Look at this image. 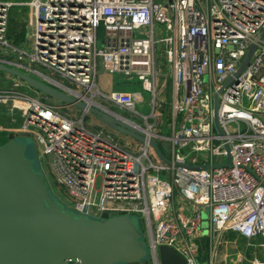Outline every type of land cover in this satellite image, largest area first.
Returning <instances> with one entry per match:
<instances>
[{"label":"built area","instance_id":"built-area-1","mask_svg":"<svg viewBox=\"0 0 264 264\" xmlns=\"http://www.w3.org/2000/svg\"><path fill=\"white\" fill-rule=\"evenodd\" d=\"M13 7L30 9V53L6 40L10 18L20 20L18 14L10 16ZM98 30L100 49L95 47ZM263 32L264 0L0 1L1 65L34 75L39 80L29 77L85 105L100 99L109 109L139 117L141 124L122 115L145 138L166 143V152L157 147L168 154L169 165L146 142L124 149L103 131L87 128L86 111L77 118L61 112L69 110L67 105L59 108L44 95H26L17 78L0 89V108L10 122L16 114L22 119L18 134L34 137L47 167L43 176L48 172L51 179L48 188L64 207L94 218H136L146 232L148 264H159V247L175 251L184 264H198L202 241L205 263L221 264L225 234L245 240V248L251 240L264 241ZM157 48L170 70L168 136L152 134L153 107L141 116L135 111L138 96L103 93L95 81L99 61L108 75L122 82L135 79L153 104ZM34 64L47 74L32 70ZM214 94L220 133L213 125ZM227 155L228 167L210 168L224 164ZM235 264H264V259L244 263L241 255Z\"/></svg>","mask_w":264,"mask_h":264},{"label":"water","instance_id":"water-1","mask_svg":"<svg viewBox=\"0 0 264 264\" xmlns=\"http://www.w3.org/2000/svg\"><path fill=\"white\" fill-rule=\"evenodd\" d=\"M252 50L253 47L235 75L245 66ZM0 72L17 78L41 95L92 114L110 130L137 142H146L157 158L169 165L168 154L161 155L157 147L166 152V143L145 138L120 113L97 103L85 105L1 64ZM212 111L213 125L220 133L216 122V94L212 97ZM25 153V144L15 141L13 134L0 137V264H66L68 260L70 264H141L148 261L135 218L122 214L94 218L64 207L51 194L43 173L34 169V160L28 159ZM228 162L227 155L224 164L210 168L228 167ZM158 258L159 264H184L183 258L168 247L158 248Z\"/></svg>","mask_w":264,"mask_h":264},{"label":"rangeland","instance_id":"rangeland-1","mask_svg":"<svg viewBox=\"0 0 264 264\" xmlns=\"http://www.w3.org/2000/svg\"><path fill=\"white\" fill-rule=\"evenodd\" d=\"M0 1H10V2H28L29 0H0ZM155 2H162V0H153ZM19 11V13H17ZM17 14L18 17L20 18V20L18 21V19L16 20L18 23L14 22L12 20V18H10L9 23H15V25H19L16 28V30L18 29H22V39H21V43L20 42H14L13 39H10L8 36H6V40L8 41L9 44L11 45H17L19 48H21L24 52L26 53H30V43L28 42L27 36L30 33V29H31V17H30V9L28 7H22V8H17V7H13L10 10V16L15 17V19L17 18ZM9 26V25H8ZM20 29V30H21ZM18 31L14 32L15 33ZM133 35L135 37H138L139 35L134 32ZM164 35V33H162V36ZM102 40H103V34L101 32V30H98L96 32V39H95V47L96 49H100L102 46ZM3 50L0 48V57H4V55H2ZM14 59V58H12ZM30 68L32 70H35L39 73L42 74H47V71L34 64V65H30ZM156 90H155V97L153 99V104H152V99L150 94L142 91L138 85V83L136 82L135 79H132L130 82H121V85L112 91H120V92H130L132 93L134 96H138V102L136 103L135 106V111L137 114L141 115V116H146L149 114L150 112V108L153 107L154 108V115H155V124H153L152 126V134H156V135H161V136H168L170 134V128H169V123L171 121V108H170V70L167 64H165L164 58L161 55L159 48H157L156 51ZM20 72H24L21 69H18ZM29 76L38 79V77L31 75L28 73ZM15 77H12L4 72H0V89L8 87L11 85L12 83V79ZM95 81H96V87L99 91L106 93L108 92L109 86L113 83L115 84V82H119L120 79L118 78V76L115 75H108L107 73L103 72L101 70L99 61L97 62L96 65V74H95ZM61 82L63 83V81L61 80ZM23 93H25L26 95L30 96V97H34V98H38L40 97V93L36 92L35 90L29 88L28 86H26L25 84L23 85V87L20 89ZM44 101V100H42ZM95 101L97 103H100L102 105H105L104 102H102L100 99H95ZM48 104H54L56 106H58L59 108H63L64 104H62L61 102L57 101V100H53V99H48L47 100ZM68 109H61L62 113H67V111H71L73 112L76 117L78 118L81 114L80 110H78V108L72 106V105H67ZM111 110L120 113L121 115H125L124 113L116 110L115 108H110ZM5 112L3 109L0 108V137L1 138H6V135L11 133L14 135V140L17 141L18 143H23L26 146V153L25 156L28 159H33V167L36 171L40 170L42 172V170H46V166H45V160L43 158L40 157V149L38 147V145L36 144L34 137L31 136H24V137H19L18 134V129L22 123V119L16 114L13 116V122H10V117L5 115ZM127 118H129L130 120H132L135 123H140L141 121L139 119V117L137 116H128L125 115ZM124 116V117H125ZM150 122H152V120H150ZM83 124L92 130H96V131H103L104 133L110 135L116 142L117 144H119L120 146H122L124 149H132L134 147H136L138 145V142L131 138L128 137L127 135L124 134H120L117 131H113L110 130L109 128H107L104 124H102L95 116H93L92 114L88 113L85 115L84 119H83ZM149 156L151 157V160L153 163L158 164L159 161L154 157L152 152H149ZM154 174V172H152ZM45 180L47 183L51 182L50 176L47 174L45 175ZM175 208H177V206L175 205ZM202 219H204L202 221V228H206V220H205V214L202 212L201 214ZM135 220H137L135 218ZM138 227L141 231V239L143 240L144 244H145V250L147 251V246H146V242H147V237H146V232L144 231V229L141 228V225L138 223ZM252 243V242H251ZM253 244H264V241L261 239H256L255 243ZM245 247V243L242 241H239L238 244L236 245V249L238 250V252L240 253V255H244V263H246V261H248L249 259L253 258V251L257 250L258 253L261 252L260 248H257L250 245L248 246V248H244ZM148 252V251H147ZM202 256L199 259V263L198 264H206L205 260H206V251H202ZM219 254V252H218ZM256 257V256H255ZM147 264L150 262V257L147 253ZM236 255L235 254H228L225 257V261L221 264H232L233 262H236ZM264 259V258H262ZM217 261V258H216ZM216 264V263H215Z\"/></svg>","mask_w":264,"mask_h":264},{"label":"crops","instance_id":"crops-1","mask_svg":"<svg viewBox=\"0 0 264 264\" xmlns=\"http://www.w3.org/2000/svg\"><path fill=\"white\" fill-rule=\"evenodd\" d=\"M120 85H121V83L119 84V82L118 83L115 82V84L112 83L109 86L108 92L117 89ZM223 240H224V245L219 248V254H218L219 255V257H218L219 261L224 258L223 256H227L228 254H235L237 258L241 256L240 253L238 252V250L236 249V245L238 244L239 241H242L245 243V246H246L245 240H243L242 238H240L237 235L232 234V233L225 234L223 237ZM255 241L256 240H251L249 243L252 242L251 245L256 247L258 244H253V243H255ZM257 248H259V247H256V249ZM252 254L254 257L256 256V258H264V249H261L260 253H258L257 250H254ZM219 264H220V262H219ZM232 264H235V262H233Z\"/></svg>","mask_w":264,"mask_h":264},{"label":"trees","instance_id":"trees-1","mask_svg":"<svg viewBox=\"0 0 264 264\" xmlns=\"http://www.w3.org/2000/svg\"><path fill=\"white\" fill-rule=\"evenodd\" d=\"M10 21V20H9ZM8 27H7V32H6V36H8L10 39H13L14 40V42H20L21 41V39H22V29L20 30V29H18V30H16V28L15 27H17V26H19V25H15V23L13 24V23H9L8 22ZM20 27V26H19ZM15 31H18V32H16L15 33V35H14V32ZM122 81H119V84L121 83ZM204 244H203V241H202V243H201V252L202 251H204ZM141 264H147V262L145 261V262H142Z\"/></svg>","mask_w":264,"mask_h":264}]
</instances>
